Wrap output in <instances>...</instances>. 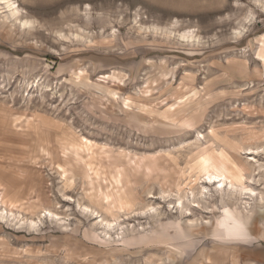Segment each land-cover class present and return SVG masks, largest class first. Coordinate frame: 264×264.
I'll list each match as a JSON object with an SVG mask.
<instances>
[{"label": "rangeland", "instance_id": "374dc122", "mask_svg": "<svg viewBox=\"0 0 264 264\" xmlns=\"http://www.w3.org/2000/svg\"><path fill=\"white\" fill-rule=\"evenodd\" d=\"M0 264H264V0H0Z\"/></svg>", "mask_w": 264, "mask_h": 264}, {"label": "bare ground", "instance_id": "6f19581e", "mask_svg": "<svg viewBox=\"0 0 264 264\" xmlns=\"http://www.w3.org/2000/svg\"><path fill=\"white\" fill-rule=\"evenodd\" d=\"M10 5V4H9ZM11 6V5H10ZM14 8V7H13ZM18 13V9L17 8H15V10L13 11V14L15 15V14H17ZM202 163H203V165L205 166V170H206V179H207V181H206V185H207V183L208 184H212V185H214L216 182H218L219 183V185L221 186V188H216L217 190H219V191H224L225 190V187L227 186V185H231V187L234 189L235 187H237L236 189L238 190V191H236L235 192V190H233L234 192H232L233 193V195L234 194H236L237 192L239 193V194H242L245 190H247V187L246 186H244V185H242V184H240L239 186H238V184H237V180L235 179V178H233V177H230V176H228L227 174H226V171H225V169L224 168H222V167H220L221 165H217V164H210L209 163V161L207 160V159H203V161H202ZM148 166V165H147ZM226 181H229L228 182V184L226 185V186H224L225 184V182ZM239 183V182H238ZM203 188H206L205 186H203ZM207 189H208V187H207ZM229 189V188H228ZM204 190V189H203ZM250 190H253V189H250ZM232 191V190H231ZM202 192V191H201ZM210 193V192H209ZM211 195H212V193H211ZM223 224L225 225V228H228L229 230L230 229H233V228H238L239 226L238 225H236V224H239V223H241L242 224V221L238 218H236V217H234L233 215H228V217L227 218H225L223 221ZM236 223V224H235ZM218 227H219V225H218ZM221 231H223L222 232V234L225 236L226 235V233H224L225 231H224V229H222V228H219ZM231 231V230H230ZM242 232L243 231H241V232H239L240 234H242ZM233 233H229V237H231V236H234V235H232ZM237 234V233H236Z\"/></svg>", "mask_w": 264, "mask_h": 264}]
</instances>
